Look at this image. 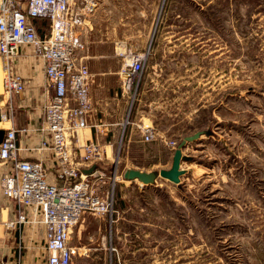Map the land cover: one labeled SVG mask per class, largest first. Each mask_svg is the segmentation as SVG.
Wrapping results in <instances>:
<instances>
[{
  "label": "rangeland",
  "instance_id": "obj_1",
  "mask_svg": "<svg viewBox=\"0 0 264 264\" xmlns=\"http://www.w3.org/2000/svg\"><path fill=\"white\" fill-rule=\"evenodd\" d=\"M98 15L87 64L121 67L130 51L145 62L95 181L112 190L111 219L83 213L72 264H264V0H107ZM150 121L158 135L144 141ZM196 130L210 135L188 142L180 182L122 175L170 168L162 137Z\"/></svg>",
  "mask_w": 264,
  "mask_h": 264
},
{
  "label": "built area",
  "instance_id": "obj_2",
  "mask_svg": "<svg viewBox=\"0 0 264 264\" xmlns=\"http://www.w3.org/2000/svg\"><path fill=\"white\" fill-rule=\"evenodd\" d=\"M99 3L100 0H0L4 92L20 93L26 88L13 64L22 45L29 46L42 59L44 82L52 91L43 105L39 129L44 136L38 148L50 152L48 167L54 181L49 178L44 160L18 157L20 147L13 126L5 129L0 141V161L10 165L1 181L2 192L17 205L15 222L43 226L44 264H72L79 249L71 233L84 212L109 215L110 219L113 213L112 190L102 194L95 182L106 174L101 165V144L95 138L80 142L77 136L78 130L88 125L92 79L87 54H79V50L86 48L91 17ZM144 62V52L130 51L119 71L123 91L132 90ZM138 126L144 141L157 137L153 124ZM162 138L170 148L177 147L178 141ZM92 164L95 167L86 172L84 169Z\"/></svg>",
  "mask_w": 264,
  "mask_h": 264
},
{
  "label": "crops",
  "instance_id": "obj_3",
  "mask_svg": "<svg viewBox=\"0 0 264 264\" xmlns=\"http://www.w3.org/2000/svg\"><path fill=\"white\" fill-rule=\"evenodd\" d=\"M106 1L101 0L91 17L93 28L98 25L97 20L100 19L98 12H101V7ZM104 18V25H110V16L106 15ZM106 55L96 53L92 57ZM13 64L15 70L24 78L26 88L20 93L11 92L8 94L4 92L0 59V110L2 114L0 128L5 130L7 127L13 126L16 129L17 142L20 147L17 152L18 157L44 160L49 178L54 181L52 169L48 167L51 162L50 152L38 148L39 142L44 136L39 129L42 123L43 105L52 92L46 88L44 82V63L29 46L22 45ZM120 68L117 66H89L92 79L89 86L91 107L88 113V125L81 128V135L79 133L77 135L80 142L94 138L100 142L104 151V159L101 161L103 166L109 162L113 163V142L108 137L112 135L110 133L112 132L111 125L116 123L119 118L121 119V115L126 109V98H128L127 93L119 84L121 82ZM219 104L222 105L223 101H220ZM150 123L152 124L151 121ZM23 128L26 129L23 130ZM189 146L190 143H187L184 150L182 149V154H185ZM173 151L174 149L170 151V154L173 155ZM9 168L8 163L0 161V264H44L43 226L39 223L21 224L15 222L18 213L17 205L2 192L1 181ZM10 221H14L13 224H9Z\"/></svg>",
  "mask_w": 264,
  "mask_h": 264
},
{
  "label": "water",
  "instance_id": "obj_4",
  "mask_svg": "<svg viewBox=\"0 0 264 264\" xmlns=\"http://www.w3.org/2000/svg\"><path fill=\"white\" fill-rule=\"evenodd\" d=\"M2 118L1 110H0V120ZM4 129L0 128V141L4 136ZM209 134L208 130H198L192 134L184 136L177 147L173 151L172 156V164L170 168H161L159 170H142L138 168H126L123 171V176L126 179L134 180L138 179L144 184L154 183L159 176L166 178L175 183L180 182V176L184 174L185 169L181 167V162L183 160H190L191 157L187 154H182V149L185 148L189 141L199 138L201 134ZM95 167V164H92L91 167L84 169L86 172H90Z\"/></svg>",
  "mask_w": 264,
  "mask_h": 264
},
{
  "label": "trees",
  "instance_id": "obj_5",
  "mask_svg": "<svg viewBox=\"0 0 264 264\" xmlns=\"http://www.w3.org/2000/svg\"><path fill=\"white\" fill-rule=\"evenodd\" d=\"M35 23L37 24L38 22H37V21H35ZM37 29L40 31V27H38V26H37Z\"/></svg>",
  "mask_w": 264,
  "mask_h": 264
},
{
  "label": "bare ground",
  "instance_id": "obj_6",
  "mask_svg": "<svg viewBox=\"0 0 264 264\" xmlns=\"http://www.w3.org/2000/svg\"><path fill=\"white\" fill-rule=\"evenodd\" d=\"M79 134L81 135V132H79ZM116 178V177H115ZM136 180H138V179H136Z\"/></svg>",
  "mask_w": 264,
  "mask_h": 264
}]
</instances>
